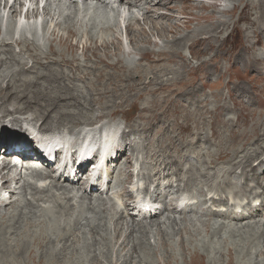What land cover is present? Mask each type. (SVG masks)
<instances>
[{"label":"rangeland","instance_id":"374dc122","mask_svg":"<svg viewBox=\"0 0 264 264\" xmlns=\"http://www.w3.org/2000/svg\"><path fill=\"white\" fill-rule=\"evenodd\" d=\"M145 1L144 2L148 5V9H150L155 3V0ZM165 1L169 2V7L170 5L175 6L172 11H169L170 14L174 17L173 19L175 21L170 22L168 21V19L158 20V16H160V14L162 15L163 13H166L165 10L167 8L164 6L157 5V7L152 8V11L151 9L148 10L149 15H152L153 18H155L154 21L156 23H161V27L171 25L170 27H167L165 29L164 33L168 39L161 40V44L158 43L159 45L165 44V46H163L162 48H166L168 45H170L169 41H173L174 38H180L188 34H193L197 31L198 33H201L200 36H195L196 39L199 38V40L194 41L197 44L194 43V45L196 46H192L195 48L194 50H191L192 55L188 49L190 41H187V45H185L182 49L183 55L185 56V60L188 62L189 66L195 70L200 68L198 69L200 70V72L195 75L187 76L185 80H183L185 82L177 83V89L179 91L174 90L172 94L158 93L147 94L142 96H137L135 93H133L131 96H127L126 88H121L122 90H120V92L116 90L117 86L120 85L118 82L107 78V80L98 79V77L95 76V74H98L97 70H91V72H83V70L85 71V69H88L87 67L83 68V66L81 68L82 71L81 69L78 72L76 70H73L74 72L72 71L71 74L74 73V76L76 78L72 77V75H70L68 71L64 72H67L66 74L70 75V78L74 79H78L77 77L82 73L83 77H81V79L94 76L97 82L91 84L88 90L89 95H85L84 97H82L81 95L78 97V93L76 92L77 89L74 90V88H72V92H75L74 97H70V94L64 93V88L60 92H55V86L57 85L54 79L49 82L45 80L43 81V79L39 80L41 82H39L38 84H31V87L27 89H30L34 92L41 89L42 93L45 94V88L54 86V91L49 92L53 96V98L54 96H59L57 99L60 100L61 96H64L66 98V101H61L59 105H56V113H63L64 110L68 109H70L71 111L79 112L81 109V114H93V116L97 117L96 119H93V117L89 119V117V121H95L98 118L104 116V118H106L109 115V112H105L102 110L106 106L111 107L112 111L114 109L115 111L119 109V114H113V117L116 118H113L109 121L102 120L103 122L97 120L96 122L100 121L101 123H94V127H90L91 129L84 126L86 127V129L97 131L101 129V126L103 124L107 123L109 125V128L106 132H111L113 135L115 134L116 142L114 146L116 148L124 144V141L122 140L124 134H128L131 132V128L129 127L130 125L122 119L126 118V115L129 116L127 118L132 121L131 124L133 125L141 124L142 122L144 125H150L154 123L157 119L160 121L168 122L169 126L171 128H174V121L176 119L179 124H185L184 126H187L190 129L189 131H191V136L184 135V142H187L188 140L190 141L189 147L184 148L185 151L189 150L188 154H186L185 156L186 166H183L182 170L178 171L179 173L177 172V174L173 175L172 177L166 176V178L163 175L162 177H160L157 174L159 170H164V167L160 168L159 165L157 166L153 156L155 153H158L160 151L158 146L179 145L181 140L180 136L176 134L173 135L170 128H168L167 125L164 126L163 122H161V124H157L161 128L159 137L154 141L152 133L150 131L143 132L140 135L136 136L133 135L131 137L130 143H132L133 141H139V136L142 138V143L147 140H149V142L145 143L144 145H140L138 149L134 152L128 151L130 149V147H128L129 149L127 150L126 154L121 158V160L117 161L115 159V165L111 166V178L113 177V180H116L118 178L123 179L124 177L121 176V172L124 168V165L126 164L127 158L134 157V163L131 165V171L133 173V183L132 185L125 184V187L134 196V202H132L133 206L138 205V202L141 200L150 201L152 197L158 196V193L160 192L163 193V198L165 199V201L170 203L173 199H176L181 193L169 194V182L177 186L180 183V180L186 176L187 171L190 169L189 166L191 164L194 165V163H196L198 159L200 160V164H204L206 162L218 160L220 154L226 152L232 157V163H238L237 161H241L244 166H247L248 163H252V165L255 167L254 175L250 176L246 180L244 178V175H241V171H239L237 173V176H233L235 179H237L235 183H237L239 187L234 186L231 188H227L223 192H219L216 197L221 196L223 198L233 199L229 195L232 191L231 189L237 190L243 188V192L241 193L240 197L235 199V201L230 200V202H251V205L248 206V209L246 211L241 210V212H254L255 207H257L255 206V204H252V201L255 199L254 194L264 192V0H245V2L247 1L246 3H251L253 6H255L253 7V10L249 11V13L246 15L242 14L239 10L237 12H234L235 5L237 4L238 0H190L188 2L189 4H186L185 6H182L184 0L176 1L180 2L176 3V5L175 2H170L169 0ZM217 2H219L220 5H217ZM243 3L244 0L243 2H240V7L243 5ZM199 5H207L210 6V8L203 10L201 9V7H197ZM145 10L147 11V8ZM146 11H143V15H145ZM227 11L232 13L229 15L225 14L224 12ZM211 14H214L215 19L210 22L198 19V17L206 18ZM245 17H247V19H245ZM144 19L145 16H140V24L134 21V17L131 18L130 21L135 23L134 26H137L140 31H146L147 33H151V26L146 24ZM179 20L181 22H179ZM189 21H191L190 25L188 24ZM222 21L228 22V25L226 26V28H223V31H215V33L212 31H207L208 33H206V31L199 32L204 27L207 28L208 26L207 29H209L210 27H212L211 25ZM182 22H185V24L183 25ZM179 23L182 24V26H180L181 32L180 34L178 33L174 35L173 33L175 27H178L176 25H178ZM210 33H212V35ZM136 34H139V32ZM202 36L204 38L208 37L207 39L210 41V43L204 44L202 39L200 38ZM115 37L120 38V36L117 35L116 32H114V34L110 33V35L107 37L108 42L114 41V39H116ZM150 37L152 40V44L144 45L142 43L141 46H143V49H156L157 47V50L151 49L152 51L156 52L162 49L161 47H158L155 43L158 38L152 35V33ZM129 41L130 44L129 42L127 43V47L130 49L129 53H135L136 55L140 51L138 52L136 50L137 48L132 47V42L130 38ZM120 45L121 46L119 47L123 48L122 44ZM110 49L109 50L112 53L108 54L111 58V61L115 62L117 56L122 53H118V51H116V49L113 47ZM38 50L40 53H43V50L47 51L44 49V47L43 50L42 48H39ZM123 51L125 53L124 48ZM236 51L238 53L234 55V60L232 61V63H228L226 61L225 53L228 52V55L230 56L233 55ZM15 52L17 51L15 50ZM242 52L246 53H244L246 58H243L242 60H236V55L243 54ZM194 53H197L198 55L195 56ZM65 54L72 56L73 58V56L76 57L77 53L73 50H68L65 51ZM103 54L107 55L104 53L103 50H100V52L98 53V55L100 56H102ZM208 54H218L221 56V59L214 63V65L219 63L220 70L218 72H214L213 74L210 73V71H214L212 65H202L204 61L211 59L210 57H208ZM256 55H258L259 59H261L259 61L256 60L257 63L254 64L257 65H250V62L255 61L254 59L252 60V57L254 58V56ZM84 57L87 62H89V60L90 62H92L93 68H95L96 66L98 67V65L94 64L96 63V60L91 53H89L88 55L86 54ZM247 57L250 59H248ZM26 58L28 59L27 56ZM134 60L137 61L139 59L138 57H135ZM141 62L147 63V60L145 59L143 61L141 59ZM25 63H27V61H25ZM28 66H31V64H29ZM133 66L137 67L136 64H133ZM208 67H210V69ZM130 68L133 69V67L131 66ZM35 72L36 71H33L32 73L28 74L29 78H34ZM149 77L150 80H148V82H150L148 83L146 81V78L142 80L138 76H136L135 84L133 86H137L138 88H140V85L151 84L153 82V77ZM163 77L164 79L176 80L174 75H167V77L163 75ZM73 80L69 79L66 81L70 87L74 85V82L76 83V85H81L79 81ZM27 81L30 80L27 79ZM133 82L134 80L131 81V84ZM7 83L8 82L2 83V88H5ZM18 83L21 84L22 82L18 81ZM26 84L28 86L29 82L24 83L23 86H25ZM102 84H108L109 92L107 95H105L103 92L101 96H99V90L101 89ZM195 88L201 90V93H198V95H196L198 103L195 99L198 111H194L197 109L194 107H188L184 104L186 106L185 109L182 104L177 101V99L181 98V95H184L188 92L193 94L192 91ZM13 89L14 88H12L11 90ZM111 95L116 97H111ZM122 95L124 96V98H121L123 97ZM90 96H92L93 98H90ZM95 96L102 97V100H100L98 103H92L90 99H98V97ZM107 96L109 97L106 98ZM30 97H34V93L30 94ZM49 98L50 96L47 95L45 97H34L35 100H44L47 103L49 102ZM134 103L135 105L132 106ZM55 104L57 103H54L53 105ZM31 106L34 109L41 111H44V108L46 107L45 105L41 106L40 103L37 102H32ZM131 108L132 111H130ZM84 109L85 111L88 110L90 112H85ZM122 111L127 112L126 115L123 114ZM102 112H104V115L99 116ZM17 117L28 119L32 118L33 114L29 113L25 115H17ZM8 125L12 126L10 123H8ZM177 129L178 127L176 128L175 132H178ZM196 135H198V137L203 138L209 137V141H206V144H196ZM258 138L259 141L257 143ZM150 151L152 152L150 153ZM147 153H150V155H148ZM168 154L169 152H167V155ZM170 155L174 156L173 153H170ZM239 156L241 157L240 159L238 158ZM257 161H260L261 164L259 165ZM225 162L231 165L230 162L226 160ZM226 167L227 165H219L217 167L210 168L209 171L211 173H214L216 171L220 172L223 168ZM142 171L144 175L139 176ZM255 175H260L261 179ZM222 176L223 174L220 175L221 178L218 180V184L222 182ZM255 178L257 179V182L260 183L261 188L258 186V183L254 180ZM84 179L85 178L83 177L81 181H83ZM199 183H202L201 185H205L206 188L198 187L197 193L195 189L188 191V193H190L191 195L198 194L201 199H204V197L201 196L202 192L211 189L212 184L210 183V181H206V179L202 180ZM111 186H113V190L111 189L109 194L107 196H104V198L109 199L108 205L104 207L109 213H106L104 211H88L84 214L85 218L84 215L80 214L74 215L72 217L70 215L69 209L64 206V204H66L65 201H61L63 205L59 201L58 205L54 208L57 211L53 214H43L42 209L46 207L44 203H39L38 209L31 205L25 206L22 212L20 213V217H14V219H12V222L9 223L10 225H7L10 227H7L6 225L0 227V264H6V261L8 264H191L195 261L197 263L199 261V264H264V238L262 239V241H259L255 245L249 243V239L251 237L250 227L254 226V230L258 228L256 230V233H259V231L262 232V230H264V223L260 224L259 226H255L254 221L249 220L247 223L249 225H247L249 227L248 228L245 225L235 226L233 224H229L231 223L229 222L230 220L224 219L220 220V223H217L218 225L214 227V220L208 218L209 221L207 223L209 224L210 228H207L204 227L207 217L204 218L199 212L196 214L195 219H200L202 222H205H201V225L203 227V231L207 234V241L199 244V240H197V238L202 232V230L199 229V227L195 226V224H193L191 220H189L191 216H189V218L179 217L177 219L176 217H174L172 219L170 217H167L166 214L164 216L167 219L165 222H161L160 218L159 221H157L156 223L157 226L161 225L160 228L158 227L157 229V226L152 227L151 225H149L148 227H150L151 229H149V234L147 233V235H145L146 237H143L142 235L136 232L131 240H127L128 248L122 251V248L125 247H121L124 241V235L122 239H117V225H128L129 229L134 227L135 225L130 220L117 221V219H113V214L116 211H123L124 199L119 196L121 188L118 187L116 183L113 184V181L111 182ZM252 188L253 190H251ZM97 189H101L100 185H98ZM262 199L264 200V195L262 196ZM73 203L75 204V202ZM261 205L262 206L259 208H263V210L261 211L263 217H259L258 220L264 219V202ZM29 206L32 208H30ZM152 211H156V207H154V209L152 208ZM141 212L142 213L140 214V216L142 219H144L143 215L148 217V215H146L147 213L144 212L143 214V211ZM4 213L5 212H3V214ZM4 215H6V213ZM22 219L23 221H21ZM89 220L90 223H87ZM56 221L57 223H55ZM152 225L154 224L152 223ZM176 227H179V229L176 230ZM48 230H50L51 233ZM227 230L228 235L223 239L221 235L224 231L226 232ZM35 231H38L39 233L43 234H38V232ZM245 231L248 232V234L243 233ZM31 233H33V235ZM96 233L98 235H96ZM161 233L164 236L163 238L161 236ZM48 234L51 236V238ZM240 234H242L243 238L238 237ZM68 235H70V237ZM70 238L73 240H71ZM50 239L52 240L50 241ZM53 239H56L54 240L56 241V243L53 242ZM162 239H166L165 241L169 243V247L166 245L163 246ZM132 241L135 242L132 243ZM141 241L145 244V246H143L144 248L140 249L143 253H141L139 249L134 250L133 248L129 247V244L132 246V244L138 242L141 243ZM184 242L185 246L187 247L185 249L186 252L182 247ZM170 251L173 253H171ZM195 252L199 253V255L202 256L197 259L198 261L196 259H193V257L195 256ZM170 253L173 255L172 257L170 256ZM262 253L263 255H261Z\"/></svg>","mask_w":264,"mask_h":264},{"label":"bare ground","instance_id":"6f19581e","mask_svg":"<svg viewBox=\"0 0 264 264\" xmlns=\"http://www.w3.org/2000/svg\"><path fill=\"white\" fill-rule=\"evenodd\" d=\"M3 1H5V0H3ZM66 1L70 5H73V6H75L77 4L76 0H66ZM81 1L86 5L88 0H81ZM112 1H115L116 3L120 4L121 6L125 5V6H128L129 8H132V9L137 8V9L141 10L142 12L146 11L145 9L147 8L145 15H143V13H144L143 12L141 14V16L142 17L145 16V19H144L145 23L151 26L150 31H151L152 35H154L158 38L155 41L156 45L158 47H161V48L163 46H165V44L159 45L158 41L168 39L164 33H165V29L167 27H170L171 25L161 27V23H159V22L156 23L154 21L155 18H153L152 15H149L148 10L151 9V11H152V8L157 7V5L164 6L167 8L165 10L166 13H163L162 15L160 14V16H158V20H161V19L167 20L168 19V21L172 22L175 20L173 19L174 17L170 14L169 11H172L175 6L170 5V7H169V2L165 1V0L164 1L155 0V3L152 5V7L150 9H148V5H147V3H145L146 2L145 0H93V2L96 5H104V6L109 5V3ZM157 1H158V3H157ZM169 1L175 2V5H176V3H180V2H176L178 0H174V1L169 0ZM189 1L190 0H184V2L182 1L183 2L182 6L189 4L188 3ZM240 2H243V0L237 1V4L235 5L234 12H237L239 10V11H241L242 14L246 15L249 13V11L253 10V7H255L251 3L250 4L246 3L247 1L245 2V0H244L243 5L240 7V5H239ZM197 7H201V9H203V10L210 8V6H207V5H199ZM158 10H160V9H158ZM11 11H12V13H11L12 17L11 18H14L16 16L17 10L14 7H12ZM224 13L229 15L232 12L227 11ZM79 17H80V15H78L77 12H75L72 15L64 16V22L63 23L57 22L54 25V27L52 28V30L50 31V33H48V35L46 37L47 48L49 47L47 49V51L43 50V46L40 43H38V41L35 37L31 38L25 34H21L17 38V37H15V33H14V30L12 27H9L7 29L6 34L3 37V40L0 41V91H1V93H0V115H1L0 118L2 120H6V122H8V120H9V123L12 125V127H17L23 131V124L26 123L27 125H29L30 128H31V125L32 126L40 125V128L42 131L50 133V134H59L62 132H67L68 134H74L75 129H78V128L80 129L84 126H93V124L97 120L109 121V119L114 118L113 114H116V113L119 114V112H120L119 109L116 111L114 109L112 111V108L109 106H106L104 109H102L105 112H109V115L106 118H104L105 117L104 116V117L98 118L95 121H92V120L89 121L88 118L90 117L89 119H91V117H93V119H96L97 118L96 116H93V114L83 115V114H81L82 113L81 109L79 112L71 111L70 109H68V110H64L63 113L62 112L56 113V111H55L57 108L56 105H59L61 101H66V98L64 96H61V100L57 99L59 96H54V98H53V96L49 92L54 91L53 90L54 86H50V87L45 88L44 89L45 94L42 93L41 89H39L38 91H35V92L30 90V89H27V88L31 87V84H38L39 82H41L39 80L43 79V81L45 80V81L49 82V81H52V79H54L55 83L57 85V86H55L56 87L55 92H60L64 88L65 89V90H63L64 93L70 94V97H74L75 92L74 91L72 92V88H74V90L77 89L76 92L78 93V97L81 95H82V97H84L85 95H89L88 90H89L91 84L97 82L95 77L90 76L88 78L81 79V77H83L82 76L83 73H82L77 77L78 79H80V80H78V79H74V78H76L74 76V73L71 74L73 70H76L78 72L82 68V66H83V68H86V67L88 68V69H85V71L83 70V72H87V71L91 72V70H95V71L97 70L98 74H95V76H97L98 79L104 80L107 78V79L118 82L120 85L117 86L116 90H118L120 92V90H122L123 88H126V90H127L126 95L127 96H131L133 93H135L137 96H142V95H147V94H158V93L172 94V92L174 90L175 91L178 90L177 89V87H178L177 83L185 82L183 80H185V78L187 76L195 75V74L200 72V70H198L200 68H198L197 69L198 71H197V70H195L189 66V64L185 60V56L183 55V52H182L183 47L185 45H187V41L188 42L190 41V44L188 45V49L192 55L191 50L195 49L192 46L194 45V43H196L194 41L199 40V38L196 39L195 36H200V34H201V33H198V31L194 32L193 34H188V35L182 36L180 38H174L173 41H171V40L169 41L170 45H168L166 48H162L156 52V51H152V50H157V47H156V49H152V48L143 49V46H141L142 43L144 45L145 44H152V40L150 37L151 33H147L146 31H140L139 34H136V32L133 29H130V27L132 28V26H134L135 23H133L129 20V30L127 33L128 37L130 38V40L132 42V47L137 48L136 50L138 52L140 51L139 52L140 54L139 53L136 54L140 58L138 63H136V65H137V67H136V66H133V64L130 63L128 60L132 57V55H135V53L133 54V53H129V52L125 51V53H126L125 54L123 51V48L119 47V46H121L120 45L121 44L120 38L115 37L116 39H114V41H112L110 39L112 42H108L107 37L110 35V33L114 34V32H116L114 26L96 27V26L92 25L91 27L85 29L84 26L80 23V19H78ZM194 17H196V16H194ZM198 19L199 20H206L207 22H210V21L214 20L215 18H214V14H211L206 18L205 17H198ZM245 19H247V17H245ZM139 20H140V18L134 17V21H136L137 23L140 24ZM179 22H181V21L179 20ZM190 23H191V21L188 22L189 25H190ZM139 24H136V25H139ZM182 24L184 25L185 22H182ZM182 24L179 23L178 25H176L178 27H175V30L173 33L174 35L178 34V33L180 34V32H181L180 26H182ZM227 25H228V22H224V21L217 22V23L211 25L212 27H210L209 29H207L208 28V26H207V28L204 27L199 32H202V31L205 32L206 31V33H208L210 31H212L215 33V31H220V30L223 31L224 30L223 28H226ZM182 29H184V28H182ZM254 32H256V31H254ZM210 34L212 35V33H210ZM200 38L202 39L204 44L210 43V41L207 39L208 37L204 38L202 36ZM192 42H193V44H192ZM111 46L113 48H115L116 51H118V53H122V54H119L117 56L115 62L111 61V58L108 54V53H112L110 51L111 50L110 48H112ZM194 46H196V45H194ZM225 47H227V46H225ZM15 48L18 49V52H15ZM39 48H42L43 53L39 52V50H38ZM140 48H142V49H140ZM68 50H70V51L73 50L74 52H76L77 53L76 57L73 56V58H72V56L65 54V51H68ZM100 50H103L104 53L107 55H104V54H103L104 56L98 55ZM89 53H91L93 55V57L95 58L96 63H94V64L98 65V67L96 66L95 68H93L92 62H90V60H89V62L86 61L84 56L86 54L88 55ZM236 53H238V52L236 51L233 55H230V56L228 55V52L225 53L226 61L228 63L229 62L232 63V61L234 60V55ZM244 53L243 54H237L236 60H238V59L242 60L243 58H246L245 57L246 53L245 54ZM72 55H73V53H72ZM194 55L197 56L198 54L194 53ZM26 56L28 57V59L26 58ZM208 57H210L211 59L204 61L202 65L203 66L212 65L213 67L212 66L211 67L214 68L213 69L214 71H210L211 74H213L214 72H218L220 70L219 63H217L215 65H214V63H216L218 60H220L221 56L218 54H215V55L208 54ZM141 59L143 61L146 59L147 63L141 62ZM248 59H250V58H248ZM253 59L255 61L250 62V65L257 63L256 60L259 61L261 58L259 59L258 55H256V56H254V58L252 57V60ZM25 61H30L31 66H28L29 64L25 63ZM126 63H128V64H126ZM140 63H142V64H140ZM143 63H146V64H143ZM129 65L131 67H133V69H131ZM254 65H257V64H254ZM57 66H58V68H57ZM208 68L210 69V67H208ZM257 69H258V67H257ZM180 70H182V71H180ZM33 71H36V72H35L34 78L31 79V78H29L28 74L32 73ZM64 71H68L69 74L72 75V77H74V78H70L71 76L67 75L66 74L67 72H64ZM81 71H82V69H81ZM163 75H165L166 77H167V75H174L176 80L164 79ZM136 76H138L142 80L146 78L147 82H148V80H150L149 76H152L153 82L151 84H148V85L147 84L140 85V88H138L137 86H133L135 84V77ZM206 76H208V75H206ZM27 79L30 81H27ZM69 79H72V80L74 79L73 81H75V80L79 81L83 85L82 86L72 85V87H70L66 82ZM132 80H134V82L131 84ZM18 81H21L22 83L20 84V83H18ZM4 82H8V83L6 84L5 88H2V83H4ZM26 82H29V85L27 86V84H26L25 86H23V84ZM111 86H113V85H111ZM12 88H14V89L11 90ZM33 88H35V87H33ZM108 88H109L108 84L107 85L102 84L101 89L99 90V96H101V94L103 92L105 95H107L109 92ZM33 93H34L35 98L37 96H43V97H45L46 95L50 96L49 102L47 103L44 100H35L34 97H30V94H33ZM192 93L193 94L188 92L184 95H181V98H178L177 101L180 104H182V106L185 109H186V106H188V107H194L197 109L194 111H198V108H197L198 100L196 99V95H198V93H201V90H198L197 88H195L192 91ZM99 96H95V97H98L97 100L90 99V101L92 103H95V102L98 103L100 100H102V97H99ZM108 97L109 96H107L106 98H108ZM111 97H116V96L111 95ZM90 98H93V97L90 96ZM121 98H124V96ZM195 99L197 100V103L195 102ZM32 102L40 103L41 106L45 105L46 109L44 108V111L36 110L31 106ZM54 103H57V104L53 105ZM134 105H135V103L132 106H134ZM84 111H85V109H84ZM130 111H132V108ZM130 111H128V112H130ZM85 112H90V111L86 110ZM29 113L33 114L32 118L22 119V118L17 117V115H25V114H29ZM122 113L126 115L127 112L122 111ZM171 113H173V112H171ZM123 114H121V115H123ZM101 115H104V112H102L99 116H101ZM200 115H202V114H200ZM127 117H129V116L126 115V118H122V119L125 120L130 125L131 133L124 134V136L122 137L124 144L122 146L118 147L119 149L117 150L116 159L121 160V158L126 154L127 150L129 149L128 147H130V150H128V151L134 152L138 149V147L140 145H144L145 143L149 142V140H147V141L142 143V141H141L142 138L139 136V141H133L132 143H130L128 145V143L131 141V137L133 135L136 136V135H140L143 132L150 131L152 133V136H153V141L155 139H157L159 137V133L161 131V128L157 124H161V122H163L164 126L167 125L168 128H170L172 134L173 135H175V134L179 135L181 140H180L179 145H170V146L161 145V146H158L160 151L158 153L154 154V156H153L154 161L156 162L157 166L159 165L160 168L164 167L165 171H163V170L158 171L157 174L160 177H162V174L165 175V172H166L167 176H169V175L173 176V175L177 174L178 171H181L183 166H186L185 165V156H186V154H188L189 150L185 151L184 148L189 147L190 141L188 140L189 142L188 141L184 142V135L191 136V131H189L190 129L187 126H184L185 124L181 125L175 119V121H174L175 126H174V128H171L169 126L168 122L160 121V120L156 119V121L150 125H144L143 122L141 124H136V125L134 124L133 125V124H131L132 121H130V119H128ZM75 121H77L78 123ZM85 121H88V122H85ZM108 127H109V125L107 123H105L102 125L100 131L107 129ZM177 127H178V129H177L178 132H175ZM259 133H260V131H259ZM77 135L79 137V140L83 136L86 138L88 137V134H84V132L81 130L77 133ZM19 136H20V137H18L19 143L17 145L19 146L20 150H23L24 148H27V147L33 148V146L29 145V141H27V138H25L24 134H20ZM2 137H7V136H5V134L2 132ZM195 137L197 139L196 144H206L207 143L206 141H209V137L203 138V137H198V135H196ZM259 137H261V136H259ZM263 137H264V135H263ZM1 139L2 138L0 136V140ZM88 139H93V138L89 137ZM258 141H259V138L257 140V143H258ZM14 150L16 151V147ZM14 150L12 152H10V150H9L10 153H7L6 156L3 157L4 159L2 162H3L4 168L0 171V184H1V187H0V227L5 226V225L7 226L9 223L12 222V219H14V217H20V213L22 212V210L25 206L31 205V206L36 207L38 209L39 206L36 205V203L39 204L42 202H45V203L48 202V203L53 204L52 209H50V208L43 209L44 214L56 213L52 210L58 205L60 200H64L67 202V204L66 205L64 204V206L69 209L70 215L72 217L74 215H78V214L84 215L88 211H90V212H98L101 210L104 211L103 208L105 206L106 200L102 197V194L104 193L105 195H108V193L111 191V189H110L111 187H109V184L111 183V181L108 182L106 190L103 193H99V189H97V186H95L94 189L89 192V191H87V187L89 188V186H90L89 180H85V181L83 180L81 182V177L80 178L76 177L77 178L76 182L74 181L73 183H71V182H68L67 180L54 178L53 177V173H54L53 171L41 170V169L39 170V168H36V166L33 165V164H36L37 161H40L39 159H37L35 157L31 158V159H27L28 156L26 155V152L24 154H20V153H15ZM150 152H152V151H150ZM167 152H169L168 155H167ZM170 153H173L174 156L170 155ZM147 154L150 155V153H147ZM234 154H235V152H234ZM239 154H240V152H239ZM238 158L240 159L241 157L239 156ZM14 159L17 161H14ZM225 160L230 162L231 165H229V163H226ZM237 162L238 163H232V157L226 152L221 153L218 160L206 162L204 164H200V160L198 159L197 162L194 163V165L191 164L189 166L190 169L187 171L186 176L180 180L179 185L174 186V184L168 183L170 193L181 192V195L179 196V198L173 199L171 201V203H167L163 200V195L160 192L158 195V196L161 195L160 198L157 196V197L151 199L150 202H147L150 206H156L157 211L150 213L147 218L145 217L144 219H140V216H138V214L140 212V211L138 212L139 207L132 206L131 202L134 199L133 194L128 191V189L125 187V184H124V182L132 184V172H131L132 167H131V165L133 164V158L132 157L127 158L126 165L123 168V174H125L126 179H125V181L116 180V182H115L117 184V186L121 188L120 196L124 199V202H123L124 209L122 212H119V213L115 212L113 214V217L116 218L117 221H121V220H127L128 221V220H130L133 222V224L135 226L132 227L130 225L132 228L129 229L128 225H126V226L120 225V224L117 225V233L115 232L117 234V239H119V240L122 239V237L124 235V237H123L124 241H123L121 247H123V246H125V247L122 248V251H124L128 248L127 240H131L134 237V234L136 232L139 233L140 235H142L143 237H146L145 235H147V233L149 234V231H150L149 229H151L148 226L151 225L152 227H156L157 221H159L160 218L164 217L168 213H174L175 215H179L180 217H188L189 218V216L195 215V213L201 211V212H204V215H203L204 217L210 218L214 221L215 220L218 221L219 219L220 220L227 219V220H230L229 222H231L229 224H233L235 226H243V225L247 226L248 225L247 223L249 220H253L255 223V226H259L260 224L264 223V219L258 220V218L262 216L261 210H263V208H256V209H254V212L247 211L244 214L243 213L239 214L238 213L239 210L245 209V211H246L248 209V206L251 205V202H245V201L242 203L232 202V204H230V200L233 201V199H237L240 197L241 193L243 192V188H240L241 190L240 189H237V190L231 189L232 191L229 195L233 199H230V200H229V198H223V197H211L210 198L207 196V195H211L213 193V191L223 192L227 188H231L234 186L239 187V185L237 183H235V181L237 179H235L233 177V176H237V173L239 171H241V175H244V178L246 180L250 176L254 175V168L255 167L252 165V163H248L247 166H244L241 161H237ZM262 162H263V160H262ZM257 163L259 165L261 164L260 161H257ZM38 164L39 163H37V165ZM55 164L56 163H54V165ZM110 164H114V162L111 160ZM219 165H227V167L223 168L220 172L216 171L214 173H211L209 171L210 168L217 167ZM20 166H22V168H25L28 171L31 170V174L34 177L43 178L45 180V183H44L45 186L41 188L40 193L36 192L37 191L36 186L34 184L29 183L28 180L26 179V175L22 174V171L20 170ZM53 168H54V166H53ZM43 171H46L48 173L43 174L42 173ZM111 172L112 171L110 170L108 173V179L111 177ZM222 174H223V176H222L223 180L221 183L218 184L217 182L221 178L220 175H222ZM255 176H258L261 179L260 175H255ZM205 179H206V181H210V183L212 184V187H211V189L202 192L201 196H203L204 199H201L199 197V195L197 194V196H198L197 200H195V198L192 197V199L195 200L196 203L191 204V205H187L184 207H180L178 205V202L186 197L184 195V193L188 192L192 188L197 187V184L199 182H201L202 180H205ZM254 180L257 182L256 178ZM238 181H240V180H238ZM257 183H258V186L260 187V183L259 182H257ZM159 184H161V183H159ZM248 187H250V186H248ZM28 189H30L34 192V194L32 195L33 200L32 201L28 200L24 203V205H22V198H26ZM251 190H253V188ZM76 192H77V194L74 195ZM80 192H82L81 195H79ZM3 193H5L6 195H3ZM58 193H59V195H57ZM196 193H197V188H196ZM263 195H264V192L255 193L254 194L255 199H254L253 203L254 202L258 203L259 201L264 202V200L262 199ZM186 199H188V198L186 197ZM74 201L77 204H73ZM30 208H32V207H30ZM224 208H225V211H223ZM61 210H62V207H61ZM3 212H5L6 215H4L5 213L3 214ZM137 212H138V214H137ZM50 217H52V216H50ZM51 219H53V218H51ZM21 221H23V219ZM45 222H46V220H45ZM55 223H57V221ZM152 223L154 225H152ZM202 223H205V222H202ZM174 225H176V224H174ZM160 226H157V229H158V227L160 228ZM7 227H10V226H7ZM204 227L208 228L209 224L206 222ZM253 227H250V231H251L250 236L251 237L249 239V243H252V245L253 244L255 245L259 241H262V239L264 238V230H262V232L259 231V233L258 232L256 233V230L258 228L256 230H254ZM48 231H50V230H48ZM35 232H38V231H35ZM27 233H29V232H27ZM50 233H51V231H50ZM52 233H54V232H52ZM243 233L248 234V232H246V231ZM15 234H16V232H15ZM31 234L33 235V233H31ZM38 234H43V233L38 232ZM161 236H162V238L164 237L163 234ZM49 237L51 238L50 235H49ZM52 237H53V235H52ZM113 237H115V236H113ZM238 237L243 238L242 234H240ZM5 239H6V237H5ZM56 239H58V238H56ZM56 239H53V242L56 243V241H54ZM104 239H106V238H104ZM51 240L52 239H50V241ZM165 240L162 239V242H163L162 244H163V246L164 245L168 246L169 243L166 242ZM67 241H68V239H67ZM133 242H135V241H132V243ZM103 243H105V242H103ZM129 243H131V242H129ZM52 245H55V244H52ZM110 245H108V246H110ZM143 246H145V244L142 243V241H141V243L140 242L134 243V244H132V246L129 244V247L133 248L134 250L143 249L144 248ZM182 247L185 251V249L187 248L185 246V242L183 243ZM119 250H121V249H119ZM56 251H55V253H56ZM134 252H136V251H134ZM140 252L143 253L142 250H140ZM138 253H139V251H138ZM171 253H173V252H171ZM171 253H170V256L172 257L173 255ZM261 255H263V253ZM23 257H24V255H23ZM199 257H202V256L199 255V253L195 252V256L193 257V259L197 260V259H199ZM6 264H8L7 261H6ZM191 264H199V261H198V263L195 261V262H192Z\"/></svg>","mask_w":264,"mask_h":264}]
</instances>
